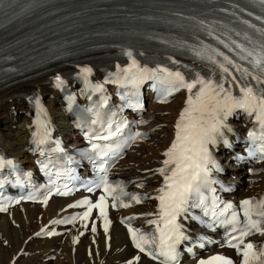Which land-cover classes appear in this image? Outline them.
I'll use <instances>...</instances> for the list:
<instances>
[{
	"label": "snow or ice",
	"instance_id": "1",
	"mask_svg": "<svg viewBox=\"0 0 264 264\" xmlns=\"http://www.w3.org/2000/svg\"><path fill=\"white\" fill-rule=\"evenodd\" d=\"M8 2L11 3V0ZM3 3L4 0H0V5ZM260 3L264 4V0H260ZM256 19L264 22L262 17H256ZM241 22L248 28L254 29L259 34L260 40L255 41L248 32H237L236 35L241 36L244 41H247V44H255L256 47L249 48L234 39L231 40V44L224 40H219V43L223 44L229 52L239 50L237 53L239 59L247 61L252 70L242 67L219 49L205 46L202 51H196L195 54L198 58L214 65L215 69L219 70L220 78L218 80L205 79L197 73L194 79L188 81L180 71H170L167 68L150 69L147 66H142L134 58L131 51H125L124 54L128 56L130 63L123 68L117 65V72L113 74L115 79L106 81L117 83L121 87L131 85L133 89L138 88L145 80L158 81L163 85V91L166 93L161 102H165L167 96L180 91L182 88L189 93L184 102L185 106L180 111L175 123L174 139L162 154L164 157L161 162L162 166L155 170L163 177V185L157 190L158 195L154 197L159 201L156 214L158 218L148 221V223L155 225L154 232L143 233L139 229L132 228L130 224L125 225L133 245L139 252L148 255L153 260H158L159 264H179L177 245L182 240H187L188 237L182 230L183 225L178 223L177 218L189 213L191 208L197 207L203 208L205 216L208 215L204 192L205 190L215 192L212 184L216 181L211 178V173L218 168L209 146L214 147L220 140L227 144L223 130L231 131L227 120L237 110L243 111L249 117H254L255 123L259 125V134L256 130H250L248 133L249 141L253 145V148L249 150V156L256 157L259 154V158L264 159V28H257L256 25L246 20ZM209 35L212 33L209 32ZM230 68L235 69L240 74L239 77L233 75ZM91 72L92 69L88 67L80 69L79 76L84 81L85 88L91 87L93 91L102 92L103 85L90 84L88 77ZM228 77H231V80H228ZM250 81H255V85ZM226 84L227 87H225ZM64 85L65 81L60 76H56L54 86L60 89ZM233 86L238 89V94H233ZM194 89L196 90L193 91ZM66 99L69 102V108H71L75 97L68 96ZM106 103L107 98L105 97L101 107ZM35 104L38 112L46 117L47 113L40 104L39 98H36ZM96 116L97 119L92 121L93 124L98 122L100 113L97 112ZM143 122L141 121V123ZM35 123L37 130L32 134L33 140L37 145H43L50 138L49 123L46 119L37 120ZM111 127L112 125L109 123V129ZM119 133H121V126L118 125L114 131L110 130L107 136L97 138L109 140ZM143 135V133L136 132L128 137L124 145H108L106 146L107 151L103 152L102 155L108 156L109 153L117 155L129 141L134 142ZM12 165L11 159L5 160L0 157V169ZM101 171L104 172V175L96 187H103L105 195H101L94 204L85 199L77 202L76 205H69V207L87 205V211L83 213L81 219H87L93 208L99 209V215L104 219V231L107 233L110 221L107 219L106 196H112L113 207L117 206V200H120V207L130 206L123 202L122 196H130V199L136 203H141V197L125 193L119 184L116 186L109 184L106 170L101 169ZM2 183L3 181H0V184ZM138 187H142V185H138ZM93 190L91 187L87 189L89 192ZM117 190H119V194L113 195ZM57 194L67 195L68 193L58 191ZM44 203H47V198H45ZM217 208H219V204L217 198L214 197L212 216L221 225L230 226L231 231L228 234L227 246L234 248L237 254L242 256L241 264H264V246L257 248L251 241L246 242V238L254 234L264 235V197L240 201L239 211L231 203L224 205L223 210L219 212V217H224L222 220L217 216ZM0 211H6V207L0 205ZM148 215L152 214L149 213ZM192 219H197V217L193 216ZM61 222L64 221H54V223ZM121 222L124 223V220ZM201 222L203 223V221ZM208 226L212 227L213 224ZM92 230H96L95 225H93ZM41 231L43 232V229ZM48 234L52 235L53 233ZM203 246L201 243L200 247ZM189 251L191 250L189 249ZM139 259L140 257L136 256L133 260L128 261V264H134V261ZM198 264H233V261L223 255H214L198 261Z\"/></svg>",
	"mask_w": 264,
	"mask_h": 264
},
{
	"label": "bare ground",
	"instance_id": "2",
	"mask_svg": "<svg viewBox=\"0 0 264 264\" xmlns=\"http://www.w3.org/2000/svg\"><path fill=\"white\" fill-rule=\"evenodd\" d=\"M51 77L47 75L5 88L0 86V147L8 155L21 158L22 162L29 157L25 151L30 148L27 142L31 111L27 100L20 97L21 94L39 98L46 105L59 131L67 132L69 129L57 93L52 89ZM183 102L184 95L181 94L168 105L149 107L148 116L152 118L150 128L158 130L153 132L149 142L141 144L120 163L123 176L138 179L143 184V190L150 194L156 191L160 181V175L155 170L162 165V154L173 138L174 123ZM231 127L238 131L242 128L234 122ZM242 132L237 133V136H241ZM229 168L228 182L233 186H242L235 197L246 198L264 193V173L249 177L244 172H233L231 165ZM69 202L55 199L45 209L27 204L14 208L11 217L0 215V264H37L39 260L45 261L52 255L55 256L52 264H125L126 260L133 257L134 252L129 249L124 232L116 224L111 230L109 241L99 230L93 235L88 229L77 226L69 228L66 234L40 239L37 233L41 234L43 227L55 225L54 221L67 212L63 207ZM153 211V202H147L127 213L145 220ZM134 264L153 263L140 257Z\"/></svg>",
	"mask_w": 264,
	"mask_h": 264
},
{
	"label": "rangeland",
	"instance_id": "3",
	"mask_svg": "<svg viewBox=\"0 0 264 264\" xmlns=\"http://www.w3.org/2000/svg\"><path fill=\"white\" fill-rule=\"evenodd\" d=\"M0 129H2V127L0 126ZM8 131V130H7ZM7 131H5V132H7ZM4 246V245H3ZM52 264L53 263V261H51V262H49V263H45V262H43V260H39L38 262H37V264Z\"/></svg>",
	"mask_w": 264,
	"mask_h": 264
}]
</instances>
